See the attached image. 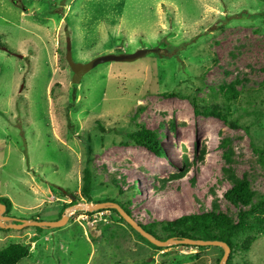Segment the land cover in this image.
<instances>
[{
	"label": "rangeland",
	"instance_id": "374dc122",
	"mask_svg": "<svg viewBox=\"0 0 264 264\" xmlns=\"http://www.w3.org/2000/svg\"><path fill=\"white\" fill-rule=\"evenodd\" d=\"M0 44V198L16 220L68 219L1 229L0 250L31 249L18 264H220L221 247H150L110 206L158 233L209 211L236 222L261 203L264 0H0ZM71 61L94 63L79 84ZM140 127L162 157L132 141ZM237 182L245 202L224 196ZM232 242L225 264H264L260 228Z\"/></svg>",
	"mask_w": 264,
	"mask_h": 264
},
{
	"label": "trees",
	"instance_id": "16d2710c",
	"mask_svg": "<svg viewBox=\"0 0 264 264\" xmlns=\"http://www.w3.org/2000/svg\"><path fill=\"white\" fill-rule=\"evenodd\" d=\"M2 47H6V45L0 44ZM105 59L114 58V56H107L104 57ZM116 58V57H115ZM124 58H129V55H124ZM102 59V58H101ZM72 63V61H71ZM74 75L73 79L75 84H79L80 77L83 76L87 71H89L93 66L94 63H90V65H81V64H74ZM76 66V67H75ZM79 71V72H78ZM78 79L76 81L75 79ZM76 86L73 85V88ZM234 96V93L231 92ZM230 94V93H229ZM228 95V92H227ZM225 95V97H227ZM229 103L226 105L225 109L229 110ZM212 116H215L219 119H224L226 115L222 114L220 110H218L217 106L214 105V108L209 113ZM102 130V129H101ZM132 141L149 151L153 152L156 156L162 157L163 152L160 146L159 140L155 133L150 132L144 128H137L134 132L129 135ZM223 147L228 144L227 140L222 142ZM87 152L90 153L89 148ZM227 154H225V159L229 160L230 151L226 150ZM262 152V151H261ZM264 152V151H263ZM186 162V160H185ZM91 185H92V175L90 174V170L86 167L83 170V177H82V189H81V196L83 198L89 199L90 192H91ZM248 185L245 182H237L234 184L226 193L225 198L232 202H245V200L249 197V193L247 191ZM72 199L77 200V197L73 194H68ZM0 204L6 206L5 215H8L11 209V203L6 198H0ZM71 204L74 205L71 201ZM127 215H130V212L127 208L123 205L118 204ZM261 208H264V198L259 205L254 207L250 210V215H254L256 211H259ZM110 211V210H108ZM113 211L117 216L118 214ZM248 212H240L237 215V221L232 222L226 215L222 214L221 212H203L201 214H192V215H185L181 216L174 221L171 222H160L159 231L156 232L155 226H141V228L149 233L151 236L159 240L165 239H189V240H201V241H218L226 244L230 251L234 250L237 245H234L232 239L238 235L239 233L243 232L245 229L250 227H257L260 228L264 232V209L260 212L259 215H256L252 219H247ZM90 215V214H88ZM119 217V216H118ZM119 219L123 222V220L119 217ZM125 223V222H124ZM37 233H40L43 228H34ZM1 230V229H0ZM162 234L163 236H161ZM144 243L149 245L152 248H155L154 245L150 244L144 238L137 235ZM208 248V247H207ZM244 248V247H243ZM198 249H204L199 247ZM30 256V250L27 246H23L20 244H11L6 248L0 250V264H18L21 260ZM219 262V261H218Z\"/></svg>",
	"mask_w": 264,
	"mask_h": 264
},
{
	"label": "water",
	"instance_id": "95a60500",
	"mask_svg": "<svg viewBox=\"0 0 264 264\" xmlns=\"http://www.w3.org/2000/svg\"><path fill=\"white\" fill-rule=\"evenodd\" d=\"M20 58L21 56L18 55ZM111 208L115 209L116 212L119 214V216L129 225L131 226L141 237H143L146 241H148L150 244L154 246H166L169 243L174 244H182V245H192V246H201V247H221L224 248V254L221 259L220 264H225L229 253L230 248L218 241H201V240H168L167 242L161 243L158 241H155L151 238V236L145 232L140 226H138L130 217L127 215L119 206L113 205L110 206ZM105 208H108L106 204H97L94 207L88 206L89 211L93 210H103ZM6 211V206L3 204H0V229H13V230H22L27 227H33V228H43V229H54V228H61L67 223V216H63L60 220L51 221V222H43V221H24V220H16L14 218H11L7 215H4ZM69 210L66 211V214Z\"/></svg>",
	"mask_w": 264,
	"mask_h": 264
},
{
	"label": "crops",
	"instance_id": "0c3cea01",
	"mask_svg": "<svg viewBox=\"0 0 264 264\" xmlns=\"http://www.w3.org/2000/svg\"><path fill=\"white\" fill-rule=\"evenodd\" d=\"M32 253H33V251L30 249V256L32 257Z\"/></svg>",
	"mask_w": 264,
	"mask_h": 264
}]
</instances>
